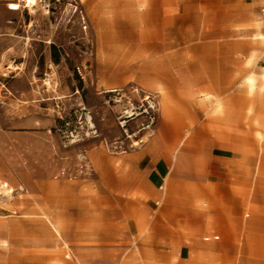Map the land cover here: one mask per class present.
Masks as SVG:
<instances>
[{
  "label": "rangeland",
  "instance_id": "rangeland-1",
  "mask_svg": "<svg viewBox=\"0 0 264 264\" xmlns=\"http://www.w3.org/2000/svg\"><path fill=\"white\" fill-rule=\"evenodd\" d=\"M163 1L0 0V40H30L23 50L33 57L21 73L42 78L50 87L44 82L40 85L49 91L55 87L58 96H66L65 101L79 98L77 103L91 111L98 131L97 139L63 149L44 134L45 127L25 130L39 134L35 141L21 140L25 145L35 144L36 157L22 160L25 171L0 173V186L6 184L12 191L7 195L0 187V264H90L92 258L84 260L79 253L91 249L92 237L81 232L93 228L100 209L91 199L103 192L86 187L96 179L88 153L113 157L139 151L161 132L178 127L180 139L164 141L170 143L171 164L179 154H189L183 150L194 151L198 160L212 150L225 151L235 193L248 199L258 197L259 204L253 207L260 217L264 215V40L230 39L227 44L205 48L203 41L181 43V50L189 48L188 66L225 68L228 84L225 90L212 87L201 96L197 92L195 101L207 99L206 105L185 108L169 98L166 109L165 93L143 81L149 61L142 55L147 48L157 47L156 40H140L155 36L167 9ZM209 4V0H180L179 9L168 5L166 13L177 16L174 22L182 33L188 27L206 25L213 15L204 10ZM131 53L135 59H129ZM107 56L111 57L109 66ZM240 64L243 71L235 75ZM101 71H108L116 84L102 87L96 76ZM249 76L255 79L251 93L246 82ZM110 90L124 91L125 97L104 93ZM140 91L157 103L155 112L148 110L150 116L142 114L146 105ZM131 109L141 115L126 119L123 113ZM23 154L28 153L22 150ZM47 183L53 185L51 202L46 199ZM66 202H71V209ZM57 210L66 211L64 230L59 232L45 218L51 220ZM260 223L264 230V216ZM42 225L48 228L49 241L43 237Z\"/></svg>",
  "mask_w": 264,
  "mask_h": 264
},
{
  "label": "crops",
  "instance_id": "crops-1",
  "mask_svg": "<svg viewBox=\"0 0 264 264\" xmlns=\"http://www.w3.org/2000/svg\"><path fill=\"white\" fill-rule=\"evenodd\" d=\"M209 3L204 10L213 15L206 25L197 23L195 28L188 27L181 33L174 22L177 16L172 14L169 20L166 13L168 5L172 10L179 9L180 0L163 1L167 9L163 10L165 16L155 36L140 39L156 40L157 47L147 48L142 55L149 61L143 81L165 93L166 109L169 98L185 108L206 105L207 99L195 101L197 92L200 95L212 87L225 90L228 84L225 68L188 66L189 48L181 50V43L203 41L205 48L227 44L230 39L264 40V0ZM13 12L16 11H10ZM29 43L30 40H0V84L5 92L0 94V173L25 171L22 160L36 157L35 144L25 145L21 140L35 141L39 134L25 130L45 127L44 134L58 142L51 134L56 108L70 110L83 105L77 103L79 98L65 101L66 96H58L55 87L50 91L43 88L42 78L21 73V67L33 57L23 50ZM135 57L131 53L129 59ZM105 59L108 64L111 57ZM35 69L39 71L38 66ZM242 71L240 64L235 75ZM96 76L102 87L116 84L108 71ZM252 78L246 80L249 92L255 82ZM218 103L223 105L221 100ZM179 130L180 127L167 134L161 132L148 147L125 155L88 153L96 179L88 181L86 187L102 190L103 195L91 199L100 209L93 228L78 230L83 236H91L93 244L90 250L79 253L81 258L91 257L90 264H264V230L260 223L264 215L260 217L253 207L259 204L258 197L248 199L235 193L232 170L227 168L223 150H212L203 160L196 159L194 151L183 150L189 154H179L171 164L170 143L164 141L179 140ZM22 150L28 154L21 155ZM44 187L47 202H51L53 185L47 183ZM5 194L9 195L7 191ZM63 212L57 210L51 220L45 217L54 231L64 230ZM42 226L43 237L49 241L48 228Z\"/></svg>",
  "mask_w": 264,
  "mask_h": 264
},
{
  "label": "built area",
  "instance_id": "built-area-1",
  "mask_svg": "<svg viewBox=\"0 0 264 264\" xmlns=\"http://www.w3.org/2000/svg\"><path fill=\"white\" fill-rule=\"evenodd\" d=\"M0 90L4 91L1 84ZM131 91L138 94V90ZM141 93L143 94L141 101L146 105V109L143 111L142 114L150 116V114L155 112V110L157 109V103L154 101V98L150 95H147L144 92ZM107 94L116 95V97H125L124 91L110 90ZM56 110L57 112L55 115L54 126L51 130V134L58 140L59 145L63 149H70L98 138V131L94 124L92 113L84 105H78L70 110H64L60 108H56ZM131 110L134 113V110ZM148 110L151 111L150 114H148ZM126 112L127 111H125L123 114L125 115ZM135 114L139 116L141 115V113ZM125 117L127 119L126 115Z\"/></svg>",
  "mask_w": 264,
  "mask_h": 264
},
{
  "label": "bare ground",
  "instance_id": "bare-ground-1",
  "mask_svg": "<svg viewBox=\"0 0 264 264\" xmlns=\"http://www.w3.org/2000/svg\"><path fill=\"white\" fill-rule=\"evenodd\" d=\"M248 83H249V82H248ZM249 84H250V83H249ZM250 86H251V84H250ZM250 88H251V87H250ZM250 88H249V89H250ZM250 92H251V91H250ZM107 93H109V91L105 92V94H107ZM249 94H250V93H249ZM132 113H133V111H132V110H129V111L126 112L127 115H126V114H125V115H126L128 118H129V117H130V118H133V116H135V113H134V114H132ZM128 118H127V119H128ZM228 128H229V127H228ZM1 188H6V186H5V185H1ZM6 189H7V188H6ZM7 192H8L9 194H11L12 191H11V190H7ZM75 205H76V204H75ZM65 206H66L67 209H69V208L71 209V208H72V204H71V202H66V205H65ZM65 210H66V209H65ZM65 212H66V211H65ZM65 212H63V214H66ZM57 225H58V224H57ZM59 225H60V224H59Z\"/></svg>",
  "mask_w": 264,
  "mask_h": 264
}]
</instances>
